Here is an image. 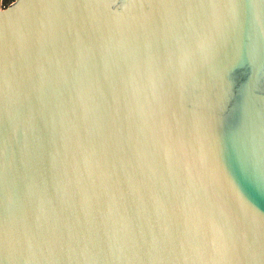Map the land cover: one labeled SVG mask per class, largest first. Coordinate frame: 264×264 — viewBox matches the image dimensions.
<instances>
[{"label":"water","instance_id":"water-1","mask_svg":"<svg viewBox=\"0 0 264 264\" xmlns=\"http://www.w3.org/2000/svg\"><path fill=\"white\" fill-rule=\"evenodd\" d=\"M0 0V264H264V0Z\"/></svg>","mask_w":264,"mask_h":264},{"label":"trees","instance_id":"trees-1","mask_svg":"<svg viewBox=\"0 0 264 264\" xmlns=\"http://www.w3.org/2000/svg\"><path fill=\"white\" fill-rule=\"evenodd\" d=\"M13 0H11L10 2H12ZM9 2V0H3V4H6V3H8Z\"/></svg>","mask_w":264,"mask_h":264},{"label":"rangeland","instance_id":"rangeland-1","mask_svg":"<svg viewBox=\"0 0 264 264\" xmlns=\"http://www.w3.org/2000/svg\"><path fill=\"white\" fill-rule=\"evenodd\" d=\"M10 1H11V0H9V2H8V3H6V4H3V2H2V7H5L7 4H9V3H10Z\"/></svg>","mask_w":264,"mask_h":264}]
</instances>
